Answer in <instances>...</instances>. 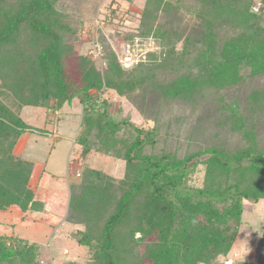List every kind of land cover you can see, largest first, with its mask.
I'll use <instances>...</instances> for the list:
<instances>
[{"label": "trees", "instance_id": "1", "mask_svg": "<svg viewBox=\"0 0 264 264\" xmlns=\"http://www.w3.org/2000/svg\"><path fill=\"white\" fill-rule=\"evenodd\" d=\"M66 1L76 11L88 0ZM197 2L186 6L194 22L172 29L162 20L173 4L145 0L137 29L122 38L157 37L161 47L124 68L102 44L99 70L76 50L84 24L81 16L72 21L62 0H0V205L24 212L41 204L29 187L32 163L13 153L31 130L23 107L48 114L76 98L80 158L100 149L124 161L120 178L85 162L79 188H72L67 220L78 227L72 241L91 251L85 264H225L220 259L240 232L244 201L264 204V85L256 84L264 79V0ZM158 73L172 76L156 93V114L179 102L184 118L197 123L172 147L164 144L159 115L143 128L115 119L101 97L109 89L133 102L147 90L155 94ZM210 125L218 130L204 143ZM230 136L241 145H228ZM199 164L203 181L196 186L190 176ZM41 247L0 235V264H39ZM233 264H264V236L255 261Z\"/></svg>", "mask_w": 264, "mask_h": 264}, {"label": "rangeland", "instance_id": "2", "mask_svg": "<svg viewBox=\"0 0 264 264\" xmlns=\"http://www.w3.org/2000/svg\"><path fill=\"white\" fill-rule=\"evenodd\" d=\"M167 1L173 4L172 9L167 11L162 20L167 28H181L194 22V16L186 10V6L194 9L197 7V0ZM144 3L145 0L130 2L88 0L86 6L85 2L81 1L78 4L81 10L76 11L70 9L66 0H62L61 4L73 15L72 21L75 24L78 17H82L80 18L84 25L78 28L82 32V42L79 40L76 50L90 55L96 67L102 70L105 66L102 44L105 49L108 46L116 53L119 63L124 68H131L137 62L144 60L147 52L156 51L161 47L157 37H134L131 41L122 38L137 29L139 14ZM258 6L257 2L254 9ZM171 76V73L156 74V81L151 85L155 94L147 90L142 98L136 96L134 102L131 97L118 95L110 89L105 90L101 97L108 100L109 111L115 119H125L143 128H150L153 119L159 115L161 133L165 132L168 135L164 144L172 147L177 140H182L183 135L194 125L197 126V123L195 118H184L187 108L179 102L165 104L156 114L158 98L156 93H159ZM256 84L263 86L264 79H260ZM256 84L251 83L253 86ZM243 93H239L240 98ZM21 116L31 126V130L26 131L20 138L16 151L25 157L23 159L32 163V169L35 164L37 171L31 189L35 193V201L39 200L42 203H33L26 213H23L17 205H11L9 208L0 205V235L19 236L28 242L41 245L39 264H69L68 261L72 260L75 264H85L90 258L91 251L72 241L78 227L67 220L66 213L72 188H79L81 167L85 162L91 168L120 178L125 172L124 161L115 152L100 149L90 153L84 160L80 158V147L76 145L75 138L80 129L81 105L76 98L71 103L64 104L56 118L53 114L47 115L41 107L35 106L25 107ZM213 121L212 116L210 122ZM217 127L216 125H210L209 129L205 127V136L209 140H204V143L212 142L213 131H217ZM124 128L117 130V140L121 138ZM164 135L161 138H164ZM220 140L223 143L222 136ZM225 142L233 147L241 145V139L234 136H230ZM149 148L150 144L144 146L145 150ZM203 172L204 167L199 164L190 176V183L196 186L202 185ZM262 235L264 236L263 201L251 203L245 200L240 232L227 256L220 260L225 264H233L238 260L255 261Z\"/></svg>", "mask_w": 264, "mask_h": 264}, {"label": "crops", "instance_id": "3", "mask_svg": "<svg viewBox=\"0 0 264 264\" xmlns=\"http://www.w3.org/2000/svg\"><path fill=\"white\" fill-rule=\"evenodd\" d=\"M27 107V106H26ZM25 109V107H23V109H22V111H21V115H22V112H23V110ZM43 109V108H42ZM44 110V109H43ZM59 110L60 109H58V110H56V111H54V112H52V113H49V114H53V117L54 118H56V116H59ZM44 112H45V110H44ZM49 114H47V115H49ZM27 123V122H26ZM28 131V130H27ZM26 133V131L25 132H23L21 135H20V137L18 138V140H17V143H16V145H15V147H14V149H13V153L15 154V155H17V156H19V157H21V158H25V157H23V155L21 154V153H18L17 151H16V149H17V146H18V144H19V142H20V138L24 135ZM37 170H36V167H35V164H33V169H32V171H31V175H30V179H29V187L30 188H32V183H33V179H34V177H35V172H36ZM40 175V174H39ZM33 191V190H32ZM33 195H35V193L33 192ZM35 199V198H34ZM39 201V200H38ZM42 203V202H41ZM10 207V206H9ZM9 207H7V208H9ZM28 211V210H27ZM27 211H24L25 213L27 212ZM23 212V213H24ZM23 218V217H22ZM8 236H12V235H8ZM17 237H19V236H17ZM19 238H21V237H19Z\"/></svg>", "mask_w": 264, "mask_h": 264}, {"label": "built area", "instance_id": "4", "mask_svg": "<svg viewBox=\"0 0 264 264\" xmlns=\"http://www.w3.org/2000/svg\"><path fill=\"white\" fill-rule=\"evenodd\" d=\"M98 52H100V48L98 47Z\"/></svg>", "mask_w": 264, "mask_h": 264}]
</instances>
